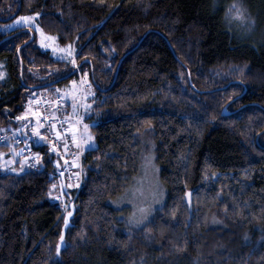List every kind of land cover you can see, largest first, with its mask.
<instances>
[{"label": "trees", "instance_id": "1", "mask_svg": "<svg viewBox=\"0 0 264 264\" xmlns=\"http://www.w3.org/2000/svg\"><path fill=\"white\" fill-rule=\"evenodd\" d=\"M33 13L75 47L97 147L83 152L80 188L65 190L64 159L24 132L39 161L0 166V264H264V0H0V132L30 128L29 104L80 78L37 87L77 66L34 30L30 41L27 27L2 29ZM149 127L166 197L129 230L110 200L138 173Z\"/></svg>", "mask_w": 264, "mask_h": 264}, {"label": "rangeland", "instance_id": "2", "mask_svg": "<svg viewBox=\"0 0 264 264\" xmlns=\"http://www.w3.org/2000/svg\"><path fill=\"white\" fill-rule=\"evenodd\" d=\"M21 17H31L32 19L21 20ZM39 17L40 14L37 16L36 13L17 15L11 21L3 24L2 29L11 31L20 27H27L28 29L34 30L38 38L37 44L42 50L50 52L51 55L56 59L73 61L77 66L78 64L74 60V54H75L74 45L72 44L63 45L58 41V37L56 35L44 31V29L40 25ZM79 74H82L83 78L88 81V86L83 87V93L85 94L84 95L85 99L83 101L82 106H83L84 116H86V109L89 110L90 108L89 96L92 94V91L89 85L90 82L89 78L81 72ZM0 76L4 77V74L1 70V66H0ZM79 79L75 77L69 82L67 86H64L62 88L58 87L57 90L59 91V93L62 91H63L62 93H64V90L66 93H68L70 89L71 92H74L79 87ZM80 84L82 87L81 80H80ZM33 103L34 100L27 107L26 114L28 113L30 105H32ZM23 128H18L14 130L11 129L9 131L19 130L18 134H22L24 136L25 134L24 132L25 131L27 132L28 126L25 125ZM151 129L152 127H149L146 131L142 133L139 132L136 135V139L139 145L140 156H141V164L139 166L138 173L135 176L131 177V179L129 180V182L127 183V185L119 195H117L116 197L110 200V205L115 210L117 223L127 226L129 230L144 227L149 222H151L155 214L162 209L166 197V189L160 178V168L155 161V153H154L155 144L150 134ZM76 135L78 134L74 133L71 136L73 142L77 140ZM81 135L83 136L84 150L93 149L97 147V141L91 130L89 122L87 123L83 122V129ZM74 144H75L74 147H76L75 142ZM24 157L26 158V156ZM3 160L4 157H0V166L3 169H6L10 172H16V170H14L12 167V160L9 159L5 160L6 165L2 163ZM76 162L78 163V160H76ZM6 166L8 168H6ZM82 172H83V167H82ZM54 185H55L54 187L55 190H60L62 187V185H60V182L58 181H55ZM71 187L74 188V185L73 186L71 185ZM60 193H62L64 196L63 191L60 190L59 194ZM59 199H61V197ZM66 207L68 208L69 206L67 205Z\"/></svg>", "mask_w": 264, "mask_h": 264}, {"label": "crops", "instance_id": "3", "mask_svg": "<svg viewBox=\"0 0 264 264\" xmlns=\"http://www.w3.org/2000/svg\"><path fill=\"white\" fill-rule=\"evenodd\" d=\"M62 92L59 93V96L65 98L66 105L63 108V110L54 109L53 114L55 115L62 114L66 118L70 140H72V137H71L72 134L74 133L78 134L76 135L77 140L74 141L76 143V147H74L75 144L73 140L71 142V145H69L67 142V136L62 134L58 130V128H55L57 136L61 138V146L55 147V145H53L52 148L59 155H61V157L64 159V165H65V163L68 160H72V159L78 160L83 157V152L85 150L83 148L84 142H83V136L81 135V133L83 129V122L87 123V121H86V118L83 112L82 105L85 99V96H84L85 94L83 93V88L81 87L80 79H79V87L76 91L71 92V89H70L68 93H66L65 90H64V93ZM39 97H37L34 100V103L30 105L28 113L26 114L29 124L33 123L30 128H27V132L29 133L28 137L31 140H34L38 143H51L44 130V126L37 119V115H38L37 100ZM87 110L88 109H86V112ZM6 145H10V148L1 150V147H0V157H4V160L2 163L6 165L5 160L9 159V160H12V167L14 170L24 171L26 169H29L30 165L28 163V158L27 157L25 158L24 156H22L19 152V149L15 147L13 143L10 142V140L6 142ZM77 145H78V148H77ZM64 165H63V169L60 171V174L63 173ZM6 168L8 167L6 166Z\"/></svg>", "mask_w": 264, "mask_h": 264}, {"label": "built area", "instance_id": "4", "mask_svg": "<svg viewBox=\"0 0 264 264\" xmlns=\"http://www.w3.org/2000/svg\"><path fill=\"white\" fill-rule=\"evenodd\" d=\"M78 72L80 73V69H78ZM80 80L82 82V88L88 85V81L83 78L82 74H80ZM65 105V98L60 96L51 98L48 95L42 94L37 100V108L39 111L37 117L42 125H44L49 140L57 147L61 146V138L57 136L55 128H58L62 134L67 136V142L71 145L66 118L62 114L53 115V109L62 110ZM18 133L19 130L0 132V144L12 140L14 145L19 149V152L28 157L30 167L33 169L37 168L39 161L37 154L32 145ZM64 174L68 183L79 189L83 176L81 158L78 159V163L73 159L68 160L65 164Z\"/></svg>", "mask_w": 264, "mask_h": 264}, {"label": "water", "instance_id": "5", "mask_svg": "<svg viewBox=\"0 0 264 264\" xmlns=\"http://www.w3.org/2000/svg\"><path fill=\"white\" fill-rule=\"evenodd\" d=\"M28 30H29L30 33H31V39H30V41H32V40H33V37H34V35H33V31H32L31 29H28ZM137 47H138V46H137ZM134 49H135V48H134ZM131 51H132V50H131ZM131 51L127 52V53L122 57L121 62L123 61V59H124V58H125V57H126ZM78 69H80V65H78V66L76 67V69H75L71 74H68L67 76H64V77L59 78V79H57V80H55V81L48 82V83H46V84H44V85L37 86V87H38V88H45V87L51 86V85H53V84H55V83H57V82H59V81H61V80L67 79V78H69L72 74H74L75 72H77ZM21 76H22V73H21ZM115 80H116V78H115ZM223 114H224V115H229V114H230V112L228 111V105L224 107ZM61 180H62V183H63L64 188H65V190H66V184H67V183H66V178H65L64 174H61ZM69 213H70L71 215H69ZM74 214H75V204L72 203L71 206H70V212H68V213L66 214V217H65V224H64L63 232H62V236H61V237H63V240H61V243H60V245H59L58 250H61V248H63V247L65 246V236H66V232H67L68 227H69L70 224H71L70 220H71V218L73 217Z\"/></svg>", "mask_w": 264, "mask_h": 264}, {"label": "snow or ice", "instance_id": "6", "mask_svg": "<svg viewBox=\"0 0 264 264\" xmlns=\"http://www.w3.org/2000/svg\"><path fill=\"white\" fill-rule=\"evenodd\" d=\"M36 15L38 16L39 13H36ZM238 15H239V13H238ZM29 19H32V18L31 17H21V20H29ZM53 187H55V185ZM69 215H71V214L69 213ZM61 240H63V237H61Z\"/></svg>", "mask_w": 264, "mask_h": 264}]
</instances>
